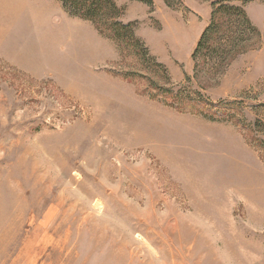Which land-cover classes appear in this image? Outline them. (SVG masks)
Returning <instances> with one entry per match:
<instances>
[{
	"label": "rangeland",
	"instance_id": "obj_1",
	"mask_svg": "<svg viewBox=\"0 0 264 264\" xmlns=\"http://www.w3.org/2000/svg\"><path fill=\"white\" fill-rule=\"evenodd\" d=\"M111 1L0 0V264H264V0Z\"/></svg>",
	"mask_w": 264,
	"mask_h": 264
},
{
	"label": "trees",
	"instance_id": "obj_2",
	"mask_svg": "<svg viewBox=\"0 0 264 264\" xmlns=\"http://www.w3.org/2000/svg\"><path fill=\"white\" fill-rule=\"evenodd\" d=\"M63 5L68 10L70 9L75 16H79L84 19H89L95 22L96 26L100 30H111L116 35L111 36L116 41H126L133 38V33L129 29V25H124L118 21H113L115 15L116 6L111 0H62ZM237 13H241L248 23L249 20L246 18L245 13L242 9H237ZM211 28V27H210ZM210 28H207L203 33L200 44L207 42L208 33ZM165 95H169L173 98L180 99V97L170 90L164 92ZM189 96L185 99L188 100ZM198 105L202 107L208 105L206 102L199 101Z\"/></svg>",
	"mask_w": 264,
	"mask_h": 264
},
{
	"label": "crops",
	"instance_id": "obj_3",
	"mask_svg": "<svg viewBox=\"0 0 264 264\" xmlns=\"http://www.w3.org/2000/svg\"><path fill=\"white\" fill-rule=\"evenodd\" d=\"M2 32L0 31V38L2 37ZM15 38L12 36H9V38L7 40H5L3 42V45L1 46L3 48V50H5L6 46H11V44H13L15 42ZM26 56V55H25ZM38 262H40L39 264H45V261H40V259H36L35 261H33L31 264H38Z\"/></svg>",
	"mask_w": 264,
	"mask_h": 264
}]
</instances>
